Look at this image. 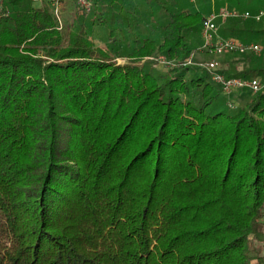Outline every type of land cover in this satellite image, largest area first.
Wrapping results in <instances>:
<instances>
[{
    "label": "trees",
    "instance_id": "1",
    "mask_svg": "<svg viewBox=\"0 0 264 264\" xmlns=\"http://www.w3.org/2000/svg\"><path fill=\"white\" fill-rule=\"evenodd\" d=\"M93 2L62 27L47 3L5 2L0 264H264V91L232 109L182 65L212 14L196 0ZM219 23L264 40V18ZM245 61L223 72L264 75V53Z\"/></svg>",
    "mask_w": 264,
    "mask_h": 264
},
{
    "label": "built area",
    "instance_id": "2",
    "mask_svg": "<svg viewBox=\"0 0 264 264\" xmlns=\"http://www.w3.org/2000/svg\"><path fill=\"white\" fill-rule=\"evenodd\" d=\"M7 0H0V21L9 14V11L5 7ZM34 3H47L54 16L58 19L60 27L63 26L61 19L62 6L65 0H31ZM76 5L84 13L90 14L94 9L93 0H75ZM243 17L244 19H255L257 21L264 18V8L256 13L249 11L240 12L237 9L222 7L216 13H212L208 16L202 27V44L198 49V53L210 54L214 56H220L227 53H241L245 54L260 53L264 51V47L257 43H246L237 38L222 37L219 34V20L226 21L229 18ZM195 53H191L189 58L182 65H193ZM161 64H170L164 57L156 59ZM198 66L206 70L211 79L221 86L222 93L228 98V105L234 109L238 106V97L244 92H250L252 94L264 91V75L255 76L252 78L243 77H231L227 76L223 69H221L219 61L217 59H211L209 61L200 62Z\"/></svg>",
    "mask_w": 264,
    "mask_h": 264
},
{
    "label": "rangeland",
    "instance_id": "3",
    "mask_svg": "<svg viewBox=\"0 0 264 264\" xmlns=\"http://www.w3.org/2000/svg\"><path fill=\"white\" fill-rule=\"evenodd\" d=\"M194 3V0H191ZM193 6H195L196 8L199 7L201 10H203L204 12H208L211 11L212 13H216L217 11H219V9H221L222 7H227V8H235L233 5V0H196V3L193 4ZM75 11H77V6L74 4L73 5H68V8L63 9L62 8V12H61V19H62V23L63 25H68L69 23H71L73 16L75 14ZM221 25L219 23V34H220V29H221ZM198 40V39H197ZM201 40H198L197 43V48L194 50V59L193 65L198 66V63L200 62H205V61H209L211 59H217L219 61L220 67L221 69H223V71L225 69H227L229 67V64L234 61H238L240 63H245V57L247 54H250L251 52L245 53V54H241L238 52L235 53H227V54H223L220 56H214V55H210V54H202V53H198V49L201 45ZM200 41V42H199ZM251 43H257L261 46L264 47V40L262 38H255L254 42ZM263 52H260L258 54H263ZM253 54H257V53H253ZM123 61V60H120ZM154 68L159 71V72H164L166 70L165 65L159 63V62H155ZM244 66V65H243ZM230 69V68H229ZM238 101V106L242 105L245 101V99L243 98V96L237 100ZM260 246L263 247V255H264V236H263V240L260 243Z\"/></svg>",
    "mask_w": 264,
    "mask_h": 264
},
{
    "label": "crops",
    "instance_id": "4",
    "mask_svg": "<svg viewBox=\"0 0 264 264\" xmlns=\"http://www.w3.org/2000/svg\"><path fill=\"white\" fill-rule=\"evenodd\" d=\"M45 3H46V2H45ZM45 3H35V4H37V5L39 6V5H42V4H45ZM74 4L76 5L75 0H65L64 3H63L62 8L65 9V8H68V5H73V6H74ZM76 6H77V5H76ZM232 65H233V63H232V64L230 63L228 68L231 69V68L233 67ZM243 65H244V66H243ZM248 66H249V64H248L247 62H245V63H240V64H239L240 69H241V68H248ZM242 96H243V94H240L239 97H238V99H240Z\"/></svg>",
    "mask_w": 264,
    "mask_h": 264
}]
</instances>
